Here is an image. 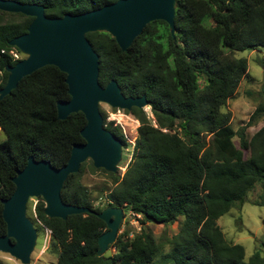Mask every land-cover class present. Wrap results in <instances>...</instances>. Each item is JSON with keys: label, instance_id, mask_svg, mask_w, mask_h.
I'll list each match as a JSON object with an SVG mask.
<instances>
[{"label": "trees", "instance_id": "obj_1", "mask_svg": "<svg viewBox=\"0 0 264 264\" xmlns=\"http://www.w3.org/2000/svg\"><path fill=\"white\" fill-rule=\"evenodd\" d=\"M17 1L42 4L47 16L62 17L117 0ZM33 19L0 10V89L8 80L7 67L20 60L10 41L26 33ZM175 26L173 36L166 21L150 22L126 51L108 32L87 33L100 56V83L105 87L116 80L126 96L146 95L155 123L144 108L133 107L141 125L123 175L89 160L92 170L105 171L112 180L101 191H107L103 206L94 204L81 181L87 161L69 175L63 200L94 212L51 218L39 197L37 218L51 230L49 250L57 254V264H264V237L246 261L245 247L229 241L217 223L257 184L262 192L254 204L264 206V126L251 138L247 134L248 126L264 117V81L248 124L236 130L231 113L223 110L249 76L248 59L235 53L264 47V0H177ZM66 76L58 66L46 65L0 101V128L6 134L0 141V236L7 233L2 200L15 191L12 178L29 157L61 167L73 145L85 142L83 112L58 117V101L71 98ZM107 128L128 146L120 128L112 123ZM107 206L140 215L141 230L133 236L122 231L109 246L115 253L99 256L98 239L108 225L97 212ZM176 222L180 230L164 253L166 244L148 224Z\"/></svg>", "mask_w": 264, "mask_h": 264}, {"label": "water", "instance_id": "obj_2", "mask_svg": "<svg viewBox=\"0 0 264 264\" xmlns=\"http://www.w3.org/2000/svg\"><path fill=\"white\" fill-rule=\"evenodd\" d=\"M176 7L177 0H117L84 13L49 17L42 4L0 0V10L34 18L26 33L10 41V45L27 57L7 67L9 76L6 85L0 89V101L25 76L46 65H56L67 74L71 96L68 100L58 101V117L66 119L72 113L83 112L87 119L81 131L85 142L73 145L66 164L56 167L50 160L30 156L25 167L12 178L15 191L2 200L7 233L0 236V252L11 255L22 264L31 263L38 239V229L27 214L32 197L43 198L44 212L51 218L66 219L72 214L94 212L88 207L66 203L62 189L69 175L77 173L89 159L96 168L113 173L118 171L124 145L105 125L100 104L127 110L149 105L146 95L126 96L116 80H111L105 87L100 83V56L87 33L108 32L126 51L146 25L155 20L166 21L175 36ZM97 214L108 225V230L98 239V255L104 256L118 237L125 209L107 206Z\"/></svg>", "mask_w": 264, "mask_h": 264}, {"label": "rangeland", "instance_id": "obj_3", "mask_svg": "<svg viewBox=\"0 0 264 264\" xmlns=\"http://www.w3.org/2000/svg\"><path fill=\"white\" fill-rule=\"evenodd\" d=\"M17 57L20 59L26 58L27 54L15 49ZM237 57H245L248 59L249 76L241 81V84L236 94L229 98L223 110L231 113V124L238 130L241 126L248 124L252 114L261 102L260 92L264 81V47L254 50L237 51ZM204 82L201 80V85ZM101 111L105 113L106 126L112 123L121 129L124 134L128 146L123 147L122 159L119 162L118 171L123 175L132 158L134 145L139 135L140 120L132 113L131 110L112 107L107 103L100 104ZM148 117L153 119L150 107H144ZM104 118V122H105ZM264 126V117L256 119L251 126L247 128L249 138L253 136L260 128ZM6 139V134L0 128V141ZM238 144V139H235ZM90 160V159H89ZM89 160L86 170L82 174L81 181L91 190L96 206H103L105 203V194L107 191L101 192L106 187L112 186V180L107 172L102 170H92ZM116 172V173H117ZM262 192L261 184H257L247 195L246 201L242 205L234 207L229 213L221 216L217 223L223 229L227 239L234 243H239L245 247L246 261L259 248V242L264 237V206L254 204ZM39 197H32L29 200L27 214L33 220L38 229L37 245L32 253L30 264H57V254L49 250L51 230L44 227L37 218L36 205L39 202ZM123 208V207H122ZM140 216H135L130 211L125 210V217L120 226L119 233L129 230L130 236L141 230ZM149 229L153 232L154 237L166 244L169 239L176 235L180 226L178 222L170 225L149 223ZM112 245V244H111ZM115 248H108L104 255H112L115 253ZM170 251V245H165L164 253ZM0 261L2 264H22L7 253L0 252Z\"/></svg>", "mask_w": 264, "mask_h": 264}, {"label": "built area", "instance_id": "obj_4", "mask_svg": "<svg viewBox=\"0 0 264 264\" xmlns=\"http://www.w3.org/2000/svg\"><path fill=\"white\" fill-rule=\"evenodd\" d=\"M3 52H4V50H3ZM130 213H132L135 216H140V215H138V214H136L135 212H132V211H130Z\"/></svg>", "mask_w": 264, "mask_h": 264}]
</instances>
